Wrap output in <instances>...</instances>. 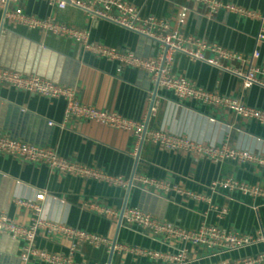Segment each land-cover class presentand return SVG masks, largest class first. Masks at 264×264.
Wrapping results in <instances>:
<instances>
[{
  "label": "crops",
  "instance_id": "obj_1",
  "mask_svg": "<svg viewBox=\"0 0 264 264\" xmlns=\"http://www.w3.org/2000/svg\"><path fill=\"white\" fill-rule=\"evenodd\" d=\"M138 7L142 15H155L178 27L179 8L186 5L190 13L181 30L231 51L250 55L261 52L257 63L264 67V43L257 41L259 19L239 16L221 10L213 17L200 3L186 0H126ZM264 16V0H221ZM26 14L45 18L55 16L59 22L89 32L93 42L132 51L142 57H153L159 44L151 37L129 30L103 18L90 16L82 9L50 6L43 0H23ZM208 57L214 54L207 52ZM224 67H240L239 61L221 62ZM0 67L25 75L35 74L55 84L73 88L83 104L117 112L123 117L146 121L149 129L163 130L208 145L228 143L264 158V124L243 119L222 108L189 99L180 100L173 92L159 88L151 77L132 67L121 70L118 64L83 51L72 41L40 30H30L10 23L0 9ZM173 72L184 76L210 92L241 98L264 111V87L244 89L240 77L223 67L192 61L185 54L174 56ZM154 101V110L151 104ZM64 98L49 99L34 93L0 86V134L30 144L55 150L60 156L98 168L112 176L131 181L151 177L169 182L162 191L135 182L131 187L111 186L94 179L63 175L45 164L22 162L0 154V211L16 222L31 223L35 214L17 203L18 199L34 201L42 191L43 216L67 226L106 237L110 241L140 249L175 253L184 246L177 240L155 239L137 226L129 227L90 210L96 203L121 212L139 208L162 220L186 229L202 223L237 233H264V199L230 187L211 185L216 181L235 179L248 185L264 186V165L235 160L214 162L182 151L166 150L136 138L121 129L100 125L85 119L65 120ZM49 122H53L50 125ZM181 187L202 198L196 199L175 190ZM210 199V200H209ZM25 241L0 235V264H24L21 254ZM38 248L67 255L70 241L40 233ZM188 264H218L261 252L263 245L212 256L209 250L187 245ZM75 264H163L145 255L113 251L80 243L73 256ZM27 264H45L31 258Z\"/></svg>",
  "mask_w": 264,
  "mask_h": 264
},
{
  "label": "built area",
  "instance_id": "obj_2",
  "mask_svg": "<svg viewBox=\"0 0 264 264\" xmlns=\"http://www.w3.org/2000/svg\"><path fill=\"white\" fill-rule=\"evenodd\" d=\"M22 1L0 0V9L4 12L5 19L10 23L68 39L79 45L87 53L117 63L119 70L125 67L138 69L148 74L158 88L173 92L180 100L189 99L207 106L226 109L243 119L264 124L263 110L246 105L241 98L210 92L199 87L190 79L173 72L174 56L185 54L192 61L209 63L232 72L241 78L244 89H250L255 85L264 87V67L257 63L261 56L259 49L254 50L250 55H244L184 33L180 27L186 24L190 13V9L186 5L180 6L177 19L178 27H174L166 19L158 18L155 15H142L138 7L126 0H43L50 6L59 9H65L68 6L82 9L92 17L109 20L129 30L151 37L159 44L160 50L153 57H142L132 51L93 42L87 30L59 22L55 16L39 18L28 15L21 5ZM186 1L200 3L205 6L209 17L225 10L239 16L259 19L261 26L257 41L264 43L263 15L221 0ZM207 52L214 54V57H208ZM223 60L239 61L241 66L224 67L221 63ZM0 86L34 93L49 99L64 98L67 102L65 120L81 118L103 126L121 129L132 134L138 143L147 140L166 150L182 151L187 154L205 157L214 162L235 160L240 163L257 162L264 165L263 157L248 150L230 146L228 143L219 146L204 144L163 130L149 129L146 121L136 122L123 117L117 112L83 104L77 100L73 88L55 84L35 74L25 75L9 68L0 67ZM153 110L154 105L151 107V112ZM49 124L53 125L54 123L49 122ZM0 154L11 155L22 162L45 164L63 175L94 179L111 186L127 188L137 182L156 190L169 191L171 188L169 182L151 177L140 176L129 181L122 176H112L98 168L64 158L53 149L42 148L2 134H0ZM218 186L230 187L231 189L240 190L244 194L264 199V186L261 185L252 186L235 179H226L214 182L211 189L215 190ZM174 188L186 196L196 199L202 198L200 195L186 191L179 186ZM45 197L46 193L42 191L36 195L34 201L17 200L19 205L34 211L35 216L28 225L20 224L0 211V235L9 234L13 239H22L26 242L21 254V260L24 264H27L31 258L39 259L45 264H75L73 256L80 243H87L94 247L103 246L110 251L145 255L163 264L190 263V251L187 245L209 250L212 256L231 253L260 244L264 247V233L262 231L254 235L237 233L207 223H202L196 229H186L139 208H125L119 212L96 203L86 204L90 210L98 214L120 218L129 227L137 226L142 233L144 232L152 238L157 239L163 236L166 240H177L184 244L175 253H162L151 249L130 247L114 243L101 235L46 219L43 216L42 207ZM40 233L69 240V253L67 255L57 254L38 248L35 241ZM218 264H264V249L252 256L236 260H225Z\"/></svg>",
  "mask_w": 264,
  "mask_h": 264
},
{
  "label": "water",
  "instance_id": "obj_3",
  "mask_svg": "<svg viewBox=\"0 0 264 264\" xmlns=\"http://www.w3.org/2000/svg\"><path fill=\"white\" fill-rule=\"evenodd\" d=\"M158 86L156 85V87H155V94H154V97H155V95H156V93H157V91H158ZM154 105V101L152 102V104H151V107ZM131 187V186H130ZM120 223H122V219H120ZM112 253H113V250L111 251Z\"/></svg>",
  "mask_w": 264,
  "mask_h": 264
}]
</instances>
